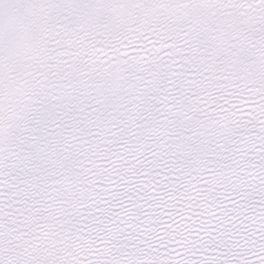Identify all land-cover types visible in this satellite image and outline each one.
<instances>
[{
  "label": "snow or ice",
  "instance_id": "obj_1",
  "mask_svg": "<svg viewBox=\"0 0 264 264\" xmlns=\"http://www.w3.org/2000/svg\"><path fill=\"white\" fill-rule=\"evenodd\" d=\"M0 264H264V0H0Z\"/></svg>",
  "mask_w": 264,
  "mask_h": 264
}]
</instances>
